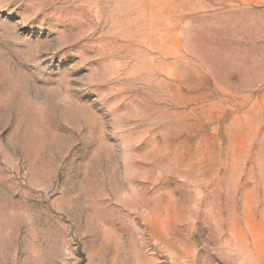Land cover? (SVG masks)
<instances>
[{
  "label": "rangeland",
  "instance_id": "374dc122",
  "mask_svg": "<svg viewBox=\"0 0 264 264\" xmlns=\"http://www.w3.org/2000/svg\"><path fill=\"white\" fill-rule=\"evenodd\" d=\"M0 264H264V0H0Z\"/></svg>",
  "mask_w": 264,
  "mask_h": 264
}]
</instances>
